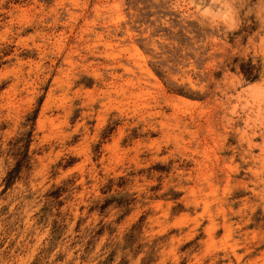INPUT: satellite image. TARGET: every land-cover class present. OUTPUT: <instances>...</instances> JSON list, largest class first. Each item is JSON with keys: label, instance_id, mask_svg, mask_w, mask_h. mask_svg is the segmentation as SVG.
<instances>
[{"label": "rangeland", "instance_id": "obj_1", "mask_svg": "<svg viewBox=\"0 0 264 264\" xmlns=\"http://www.w3.org/2000/svg\"><path fill=\"white\" fill-rule=\"evenodd\" d=\"M0 264H264V0H0Z\"/></svg>", "mask_w": 264, "mask_h": 264}, {"label": "trees", "instance_id": "obj_2", "mask_svg": "<svg viewBox=\"0 0 264 264\" xmlns=\"http://www.w3.org/2000/svg\"><path fill=\"white\" fill-rule=\"evenodd\" d=\"M233 66L231 69H236L238 70L239 73L242 74L245 80L247 81H254L259 77L260 73V64L253 62L251 57H248L246 59L243 58H235L233 59ZM36 115V109H34L30 114L27 115L26 121L30 122V128L24 131L23 134L26 136V142L23 145V153L21 156H19L18 159L15 160L14 165L6 172V175L4 177L5 180V186H9L12 181L18 176L19 172L21 171L22 167L25 165L27 166V160H28V155H27V149H28V143H29V137L31 135V130L34 122V118ZM23 125H26L24 122Z\"/></svg>", "mask_w": 264, "mask_h": 264}]
</instances>
